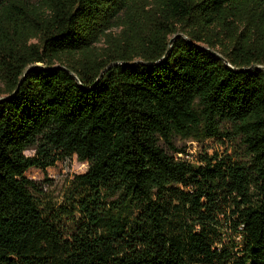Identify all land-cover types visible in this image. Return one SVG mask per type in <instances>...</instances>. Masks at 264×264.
Masks as SVG:
<instances>
[{"label": "trees", "instance_id": "1", "mask_svg": "<svg viewBox=\"0 0 264 264\" xmlns=\"http://www.w3.org/2000/svg\"><path fill=\"white\" fill-rule=\"evenodd\" d=\"M255 65L264 0H0V264H264Z\"/></svg>", "mask_w": 264, "mask_h": 264}, {"label": "rangeland", "instance_id": "2", "mask_svg": "<svg viewBox=\"0 0 264 264\" xmlns=\"http://www.w3.org/2000/svg\"><path fill=\"white\" fill-rule=\"evenodd\" d=\"M116 33L119 30H115ZM100 43L97 46L103 47ZM177 147L187 148L191 158H197L204 149H208L209 153L214 151L222 152L225 149L223 144L218 141H207L204 144H197L188 140L177 139L175 141ZM28 151L27 154H32ZM88 163L80 161L76 155L58 162L55 166L47 168L45 171L37 168H31L26 172V176L30 179L41 181L44 186L43 198L61 202L68 192L70 182L75 175L86 172Z\"/></svg>", "mask_w": 264, "mask_h": 264}, {"label": "water", "instance_id": "3", "mask_svg": "<svg viewBox=\"0 0 264 264\" xmlns=\"http://www.w3.org/2000/svg\"><path fill=\"white\" fill-rule=\"evenodd\" d=\"M36 67H40L41 68V64H37L36 65ZM58 68H61V69H65V67H63V66H54V67H52L51 69H58ZM252 68H257V69H262V70H264V67H262V66H253V67H251L250 69H252ZM6 98H8V97H5V98H0V100H4V99H6Z\"/></svg>", "mask_w": 264, "mask_h": 264}]
</instances>
